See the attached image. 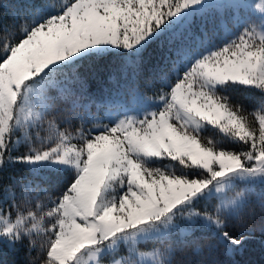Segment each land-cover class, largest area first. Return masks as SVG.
Returning a JSON list of instances; mask_svg holds the SVG:
<instances>
[{
  "label": "snow or ice",
  "instance_id": "obj_1",
  "mask_svg": "<svg viewBox=\"0 0 264 264\" xmlns=\"http://www.w3.org/2000/svg\"><path fill=\"white\" fill-rule=\"evenodd\" d=\"M257 244L264 0H0V264Z\"/></svg>",
  "mask_w": 264,
  "mask_h": 264
},
{
  "label": "trees",
  "instance_id": "obj_2",
  "mask_svg": "<svg viewBox=\"0 0 264 264\" xmlns=\"http://www.w3.org/2000/svg\"><path fill=\"white\" fill-rule=\"evenodd\" d=\"M241 259L250 261L251 264H264V251H262L257 244L249 255L242 257Z\"/></svg>",
  "mask_w": 264,
  "mask_h": 264
}]
</instances>
